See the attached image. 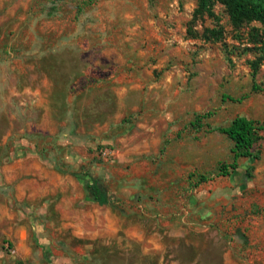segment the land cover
I'll list each match as a JSON object with an SVG mask.
<instances>
[{
	"label": "rangeland",
	"instance_id": "obj_1",
	"mask_svg": "<svg viewBox=\"0 0 264 264\" xmlns=\"http://www.w3.org/2000/svg\"><path fill=\"white\" fill-rule=\"evenodd\" d=\"M195 8V0H0V40L31 51L38 39L64 37L65 46L56 41L52 48L87 59L100 56L92 75L70 83L72 132L83 136V150L90 155L110 147L120 158L96 157L94 165L127 172L130 183H144L131 192L159 207L177 209L179 203L186 211L189 196H196V217L220 226L228 248L245 264H264V140L256 146L259 161L240 159L236 173L217 177L218 166L232 162L231 143L217 131L189 126L195 114L208 112L212 128L236 116L264 123V61L252 77L248 61L258 54L247 41L249 31L261 25L234 27L218 3L213 17L194 18ZM205 29H221L223 40L205 42ZM50 59L45 64L58 69ZM54 70L58 82L67 81L65 72ZM14 111L10 100L4 116ZM13 122L18 131L21 118ZM251 164L247 184L243 177ZM199 175L211 180L198 185Z\"/></svg>",
	"mask_w": 264,
	"mask_h": 264
},
{
	"label": "crops",
	"instance_id": "obj_2",
	"mask_svg": "<svg viewBox=\"0 0 264 264\" xmlns=\"http://www.w3.org/2000/svg\"><path fill=\"white\" fill-rule=\"evenodd\" d=\"M56 41L68 42L38 39L31 52L0 40V117L10 100L15 110L0 125V264H245L220 226L196 217V196L186 211L177 202V209L159 207L131 192L142 183H130L127 172L94 165L95 152L87 154L83 136L72 132L70 83L92 75L100 56L56 51ZM52 68L67 81L58 82Z\"/></svg>",
	"mask_w": 264,
	"mask_h": 264
},
{
	"label": "trees",
	"instance_id": "obj_3",
	"mask_svg": "<svg viewBox=\"0 0 264 264\" xmlns=\"http://www.w3.org/2000/svg\"><path fill=\"white\" fill-rule=\"evenodd\" d=\"M152 1V0H149ZM196 8L194 9V18L201 17L207 14L213 17L212 6L216 3L224 7L231 24L234 27H241L243 24L252 22L259 23L261 28L251 29L247 35L248 43L252 45V49L258 54L254 59L249 60L248 64L251 68V75L254 77L264 61V0H195ZM192 38H198L193 35ZM202 40L205 42H219L223 40V32L221 29H205ZM85 77V76H82ZM253 89L258 90V87L253 84ZM224 99L234 101V99L223 96ZM213 116V113L208 112L203 115L195 114L189 126L195 130H202L204 127L208 131H217L224 135L231 143L230 153L232 162L228 164H220L217 168V177H229L236 173L238 169V161L245 159L248 162L259 161L261 153L257 149V144L264 140V123L247 118L245 116H236L226 126L212 128L207 120ZM254 165H250L245 169L244 182L252 179ZM191 176V175H190ZM211 179L199 175L196 183H205ZM239 239L242 243L247 242L244 234L239 231Z\"/></svg>",
	"mask_w": 264,
	"mask_h": 264
},
{
	"label": "built area",
	"instance_id": "obj_4",
	"mask_svg": "<svg viewBox=\"0 0 264 264\" xmlns=\"http://www.w3.org/2000/svg\"><path fill=\"white\" fill-rule=\"evenodd\" d=\"M95 156L99 159L113 162L117 156V153L114 149L110 147H100L98 149H95ZM2 248L4 252L10 257H16L17 253L9 242H4ZM21 264L27 263L21 262Z\"/></svg>",
	"mask_w": 264,
	"mask_h": 264
}]
</instances>
